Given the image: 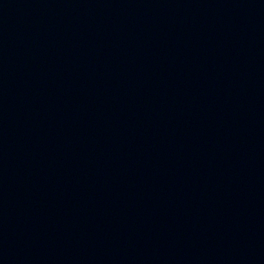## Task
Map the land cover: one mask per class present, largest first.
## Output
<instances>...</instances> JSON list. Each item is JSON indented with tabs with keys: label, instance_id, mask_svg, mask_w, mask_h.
I'll list each match as a JSON object with an SVG mask.
<instances>
[{
	"label": "water",
	"instance_id": "water-1",
	"mask_svg": "<svg viewBox=\"0 0 264 264\" xmlns=\"http://www.w3.org/2000/svg\"><path fill=\"white\" fill-rule=\"evenodd\" d=\"M0 264H264V0H0Z\"/></svg>",
	"mask_w": 264,
	"mask_h": 264
}]
</instances>
